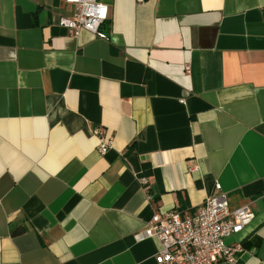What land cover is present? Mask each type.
Wrapping results in <instances>:
<instances>
[{
  "label": "crops",
  "instance_id": "crops-1",
  "mask_svg": "<svg viewBox=\"0 0 264 264\" xmlns=\"http://www.w3.org/2000/svg\"><path fill=\"white\" fill-rule=\"evenodd\" d=\"M100 1L105 38L0 0V264H154L135 235L215 182L254 212L217 264H264V0Z\"/></svg>",
  "mask_w": 264,
  "mask_h": 264
},
{
  "label": "built area",
  "instance_id": "built-area-1",
  "mask_svg": "<svg viewBox=\"0 0 264 264\" xmlns=\"http://www.w3.org/2000/svg\"><path fill=\"white\" fill-rule=\"evenodd\" d=\"M63 1L72 6V13L61 16L59 23L70 35L76 37L86 30L100 38L106 37L100 30L108 16L105 3L100 0ZM101 130L97 126L93 134L98 138V152L105 154L110 148L111 137ZM141 183L148 190V177H142ZM253 217L254 212L248 204L231 209L226 193L215 182L211 194L192 214H181L176 209L155 213L135 236L137 239L155 238L159 242L160 247L153 255L154 264L235 263L242 246L229 242L228 238L241 232Z\"/></svg>",
  "mask_w": 264,
  "mask_h": 264
}]
</instances>
